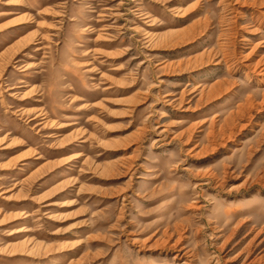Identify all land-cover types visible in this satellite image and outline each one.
I'll list each match as a JSON object with an SVG mask.
<instances>
[{
  "label": "rangeland",
  "instance_id": "obj_1",
  "mask_svg": "<svg viewBox=\"0 0 264 264\" xmlns=\"http://www.w3.org/2000/svg\"><path fill=\"white\" fill-rule=\"evenodd\" d=\"M0 264H264V0H0Z\"/></svg>",
  "mask_w": 264,
  "mask_h": 264
}]
</instances>
